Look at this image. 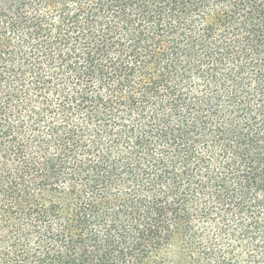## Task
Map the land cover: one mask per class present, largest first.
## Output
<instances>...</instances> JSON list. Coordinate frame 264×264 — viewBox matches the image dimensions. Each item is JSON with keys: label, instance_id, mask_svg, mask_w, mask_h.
<instances>
[{"label": "trees", "instance_id": "obj_1", "mask_svg": "<svg viewBox=\"0 0 264 264\" xmlns=\"http://www.w3.org/2000/svg\"><path fill=\"white\" fill-rule=\"evenodd\" d=\"M0 264H264V0H0Z\"/></svg>", "mask_w": 264, "mask_h": 264}]
</instances>
